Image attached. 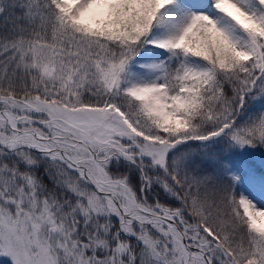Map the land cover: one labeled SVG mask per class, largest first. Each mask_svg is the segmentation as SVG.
Instances as JSON below:
<instances>
[{
    "label": "snow or ice",
    "instance_id": "snow-or-ice-1",
    "mask_svg": "<svg viewBox=\"0 0 264 264\" xmlns=\"http://www.w3.org/2000/svg\"><path fill=\"white\" fill-rule=\"evenodd\" d=\"M0 264H264V0H0Z\"/></svg>",
    "mask_w": 264,
    "mask_h": 264
}]
</instances>
